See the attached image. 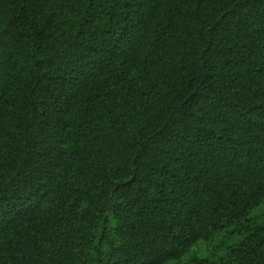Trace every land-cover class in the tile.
Here are the masks:
<instances>
[{
	"label": "trees",
	"instance_id": "trees-1",
	"mask_svg": "<svg viewBox=\"0 0 264 264\" xmlns=\"http://www.w3.org/2000/svg\"><path fill=\"white\" fill-rule=\"evenodd\" d=\"M220 235L264 264V0H0V264Z\"/></svg>",
	"mask_w": 264,
	"mask_h": 264
},
{
	"label": "rangeland",
	"instance_id": "rangeland-1",
	"mask_svg": "<svg viewBox=\"0 0 264 264\" xmlns=\"http://www.w3.org/2000/svg\"><path fill=\"white\" fill-rule=\"evenodd\" d=\"M223 241V236L220 235L217 238L211 240V241H200L198 242L191 250L190 252L181 260V264H187L189 261H191L193 258H210L213 255L219 254V251H217V247L219 244ZM233 240H229L227 242L228 244H231ZM179 263V264H180ZM168 264H178L176 262H170Z\"/></svg>",
	"mask_w": 264,
	"mask_h": 264
}]
</instances>
